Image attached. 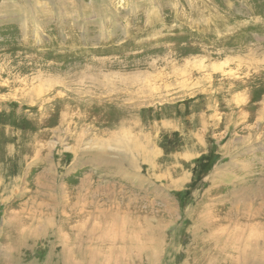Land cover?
<instances>
[{
	"label": "rangeland",
	"instance_id": "374dc122",
	"mask_svg": "<svg viewBox=\"0 0 264 264\" xmlns=\"http://www.w3.org/2000/svg\"><path fill=\"white\" fill-rule=\"evenodd\" d=\"M211 22L264 55V0H0V264L24 207L46 237L22 264H63L53 221L99 233L104 213L142 212L159 264H199V218L264 219V62L185 55Z\"/></svg>",
	"mask_w": 264,
	"mask_h": 264
},
{
	"label": "bare ground",
	"instance_id": "6f19581e",
	"mask_svg": "<svg viewBox=\"0 0 264 264\" xmlns=\"http://www.w3.org/2000/svg\"><path fill=\"white\" fill-rule=\"evenodd\" d=\"M100 1L102 3L104 2V0H100ZM13 5H15V3ZM16 5H17L16 6L17 8H20V10L22 7L26 8L27 12L29 11V9L33 10V8H34V7H32V5H30L28 3L26 4V7L21 6L20 3H19V5L18 4H16ZM59 5L62 6L65 4L62 1H60ZM98 12L102 13V9H100ZM154 12H156V11H154ZM217 13H219V12H217ZM34 15H36V14H34ZM196 15H200V13L199 12H197V13L193 12V14H191L190 16L194 17ZM29 16H31V15H29ZM146 16H147V21L145 20V26H148V29L145 30V34L149 38L146 37V39L144 41L148 44V42H150L148 40L150 38H155L156 36H158V34L156 33V29L153 30V28L150 25L149 21H150V19H152V17L149 14H147ZM216 17L218 18L219 16H216ZM32 22H30V23H32ZM43 23L44 22H42V24ZM112 23H113V21H112ZM114 24H113V26H114ZM213 24L214 23L211 22L208 24L209 26H207V28H209V36H208L207 45L205 44V42L204 43H200L201 41L195 42L194 44H192L191 47L196 49L198 52L193 53V52L188 51L187 52L188 54H185V55L190 56V55L195 54L194 55L195 57H202V55L204 54L203 57L208 55V56H212V57H227V58H229L231 56H238L239 57V56H243V55L245 56L248 54V56H245L244 58L252 59V62H255L254 65L259 66V63L261 60H263V62H264V55L258 56V54H256L257 52L254 54L253 53L254 51L253 52H252V50L249 51V48L251 45L244 44L245 42L240 44V46L237 45L235 47L230 48L229 46L232 45V44L230 45V43H231L230 38H231L232 34L226 33L225 37L222 36V37L226 38V40L222 39L220 37H216L213 34V27H214ZM195 25H198V24H195ZM149 26H150V28H149ZM139 30L141 31V29H139ZM140 42H143V40L142 41L140 40ZM247 43H248V41H247ZM150 46H152V45H150ZM152 47H154V46H152ZM30 48H31V46H30ZM168 48H169V53L171 55H173V56L178 55L175 52V48L173 49L171 46ZM28 50H30V52H31V49H28ZM251 52L255 55V57H254V55L250 54ZM244 53H246V54H244ZM183 55H181V56H183ZM257 57H261V60L258 61L256 59ZM106 58L104 60H107ZM40 59H42V58H40ZM165 59H167V58H165ZM257 62H259V63H257ZM7 63H8V61H7ZM248 64H249V62H248ZM102 66H103V64H102ZM244 67H245V65H244ZM260 67H261V65H260ZM99 68H101V67H99ZM238 70H240V69H238ZM255 71H257V70L254 69V72ZM247 79H248V77H247ZM242 84L243 83H241V85ZM245 84H246V82H245ZM237 85L240 86V83H238ZM27 158L28 157L26 156L24 158V160H26ZM123 159H124V157H123ZM143 215L144 214L142 212H140V213L136 214V216H137L136 218H132L133 215L131 212H129V214L127 215L128 218H126V220H124V222H119L118 221V213L112 214L111 217H109V215L107 213H104V215L99 217V218H101V222H102L101 226H103L98 231L99 233H96V231H95L96 229L95 230L90 229V231H86L85 226H83V223L81 226H76V227H73L72 229L68 228V232H65L64 229L66 227L65 226H59V225H61L62 223L66 224L67 221L63 220V222L61 221V223H59V224L57 222L53 221V226L57 225V227H60L59 229L55 228V232L58 235L57 237H55L56 238L55 241H56V244L59 245L60 256L62 258L63 264H159L160 257H161V255H160L161 247L159 248V246L163 244L165 237H163V235L161 234V232L159 230L160 225L157 223L155 225L148 224L147 221L145 219H143ZM242 216H243V214H242ZM223 219H224V221H220V219L219 220H217V219L207 220V216L206 217L202 216L201 219L199 218L197 220V224H198L197 226H199V229L203 228V231L200 232L198 235H196V237L194 238V240L197 244V247L194 248V251H196L197 253L193 252L195 254L194 260L196 262H198L199 264H201L200 261H202L203 264H215V263L219 262V260L222 263H226L229 260H227L228 258L225 256H230L231 258H233L232 261H229L230 264H248L251 261L264 262V219L260 220L258 222H255V216H253V215L251 217H247L244 220L241 218L239 219L237 217L236 218H223ZM33 220L34 219L31 216L29 210H27L25 207L15 209V212L13 211L10 214V218L7 219L6 225H5L6 239H5L4 245H3V249L6 250L7 253L10 252V255L8 257L3 258L4 264H19V263H21L23 255L25 256V254H23V252L25 250L31 249L33 246H35L36 243H38L39 241L40 242L43 241L44 237H46V227L44 225H42L41 223H38L37 227L34 226L36 224V222H33ZM102 220H104V222ZM120 223L126 224V226H125V228H123V230H120L118 228V225ZM227 224L229 225V226H227V228L230 226H233L232 227L233 229L231 230V232H229V233H227V235H225V232L228 231V229L227 228L225 229L223 227H226ZM192 250H193V247L190 246L189 249L187 250V252L184 253V255L186 257H189L190 253H191L190 251H192ZM28 251H30V250H28ZM224 254H226V255L222 256ZM207 256H208V258H207ZM184 264H189V259H185Z\"/></svg>",
	"mask_w": 264,
	"mask_h": 264
}]
</instances>
